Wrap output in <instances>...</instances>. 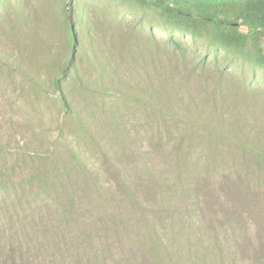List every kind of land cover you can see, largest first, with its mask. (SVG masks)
Listing matches in <instances>:
<instances>
[{"label":"rangeland","instance_id":"rangeland-1","mask_svg":"<svg viewBox=\"0 0 264 264\" xmlns=\"http://www.w3.org/2000/svg\"><path fill=\"white\" fill-rule=\"evenodd\" d=\"M133 263L264 264V70L124 0H0V264Z\"/></svg>","mask_w":264,"mask_h":264},{"label":"trees","instance_id":"trees-1","mask_svg":"<svg viewBox=\"0 0 264 264\" xmlns=\"http://www.w3.org/2000/svg\"><path fill=\"white\" fill-rule=\"evenodd\" d=\"M124 1L153 12L170 33L201 41L213 52H222L254 69L264 70V0ZM64 10L67 21L69 10L65 7ZM72 29L67 27L71 52L76 44ZM72 62L70 57L54 82L58 92H61V83L70 73ZM59 102L63 108H68L61 93Z\"/></svg>","mask_w":264,"mask_h":264},{"label":"bare ground","instance_id":"bare-ground-1","mask_svg":"<svg viewBox=\"0 0 264 264\" xmlns=\"http://www.w3.org/2000/svg\"><path fill=\"white\" fill-rule=\"evenodd\" d=\"M137 254V253H136ZM128 255V254H127ZM143 255V254H142ZM139 257H141V256H139ZM130 258V257H129ZM138 258V257H137ZM127 259V258H126ZM140 260V259H139ZM130 262V261H129ZM134 264V263H133Z\"/></svg>","mask_w":264,"mask_h":264},{"label":"water","instance_id":"water-1","mask_svg":"<svg viewBox=\"0 0 264 264\" xmlns=\"http://www.w3.org/2000/svg\"><path fill=\"white\" fill-rule=\"evenodd\" d=\"M72 31H73V29H72Z\"/></svg>","mask_w":264,"mask_h":264}]
</instances>
